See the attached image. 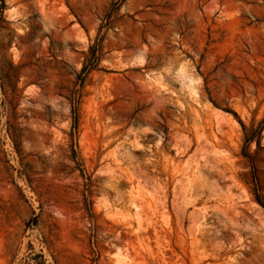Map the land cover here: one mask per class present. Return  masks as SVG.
Masks as SVG:
<instances>
[{"label": "rangeland", "instance_id": "rangeland-1", "mask_svg": "<svg viewBox=\"0 0 264 264\" xmlns=\"http://www.w3.org/2000/svg\"><path fill=\"white\" fill-rule=\"evenodd\" d=\"M0 264H264V0H0Z\"/></svg>", "mask_w": 264, "mask_h": 264}, {"label": "trees", "instance_id": "trees-1", "mask_svg": "<svg viewBox=\"0 0 264 264\" xmlns=\"http://www.w3.org/2000/svg\"><path fill=\"white\" fill-rule=\"evenodd\" d=\"M96 59H97L96 56L94 55V53H92L90 57L87 59V63L83 66L82 70L85 71L88 68H90L93 65V63L96 61Z\"/></svg>", "mask_w": 264, "mask_h": 264}]
</instances>
